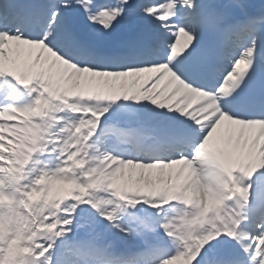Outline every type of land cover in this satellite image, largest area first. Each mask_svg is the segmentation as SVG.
I'll return each instance as SVG.
<instances>
[{"label":"snow or ice","instance_id":"obj_1","mask_svg":"<svg viewBox=\"0 0 264 264\" xmlns=\"http://www.w3.org/2000/svg\"><path fill=\"white\" fill-rule=\"evenodd\" d=\"M0 264H264V0H0Z\"/></svg>","mask_w":264,"mask_h":264}]
</instances>
